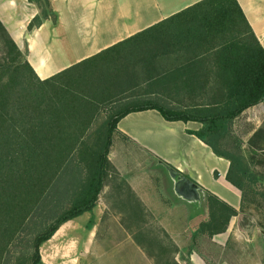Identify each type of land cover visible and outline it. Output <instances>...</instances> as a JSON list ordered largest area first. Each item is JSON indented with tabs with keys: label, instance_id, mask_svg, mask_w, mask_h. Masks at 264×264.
Segmentation results:
<instances>
[{
	"label": "trees",
	"instance_id": "1",
	"mask_svg": "<svg viewBox=\"0 0 264 264\" xmlns=\"http://www.w3.org/2000/svg\"><path fill=\"white\" fill-rule=\"evenodd\" d=\"M51 1L28 0L38 10L28 32L57 23ZM263 102L264 50L237 0H202L46 80L0 22V264H43L41 247L92 212L116 173L109 155L120 120L151 110L166 122L200 124L187 134L229 162L225 180L240 192L239 211L204 190L203 212L190 213L193 244L224 234L247 206L264 209V127L246 142L234 129ZM113 190L126 220L139 223L143 206L132 190L123 182ZM134 240L153 264H180L176 255L192 264V253L208 263L194 247L157 254Z\"/></svg>",
	"mask_w": 264,
	"mask_h": 264
},
{
	"label": "crops",
	"instance_id": "2",
	"mask_svg": "<svg viewBox=\"0 0 264 264\" xmlns=\"http://www.w3.org/2000/svg\"><path fill=\"white\" fill-rule=\"evenodd\" d=\"M200 1L52 0L57 23L47 21L37 30L28 32L27 26L37 15V8L28 0H0V22L19 50L27 53V61L36 76L46 80ZM237 2L264 50V0ZM117 129L118 136H125L124 139L147 154L148 164L160 161L236 211L240 208V192L225 180L229 162L216 157L204 143L187 134L199 131L200 124L166 122L158 112L151 110L129 114L120 120ZM214 172L218 174L217 180L213 178ZM126 181L140 203L151 212L155 207L151 195L137 190L130 180ZM119 198L120 208L126 214L124 197ZM98 202L92 212L84 214L88 219L83 225L86 233L81 232L69 241L62 237L64 228L77 218L63 225L42 246L43 252L52 253L49 260L54 259L55 264H153L129 234L122 233L117 240L110 238L109 233L97 236L99 228L125 231L135 227V223L126 218L120 219L121 222L116 220L113 225L107 223L111 221L101 222L104 213H111V204L101 197ZM163 223L162 228H170L169 222ZM41 260L45 264L44 257ZM190 261L205 264L197 255H192Z\"/></svg>",
	"mask_w": 264,
	"mask_h": 264
},
{
	"label": "rangeland",
	"instance_id": "3",
	"mask_svg": "<svg viewBox=\"0 0 264 264\" xmlns=\"http://www.w3.org/2000/svg\"><path fill=\"white\" fill-rule=\"evenodd\" d=\"M110 112V109L101 112L95 123V128L102 126ZM261 125L264 127V102L242 114L235 123V134L243 142H246L251 133ZM109 158L119 169L113 166L116 173L111 176L108 186L100 195L102 199L106 202L108 200V203L111 204L109 208L111 213H104L101 222L111 221L107 223L113 225L116 220L121 222L120 219L126 218L122 207L120 208V194L118 191L114 192L113 186L123 182L130 188L127 179L132 182L137 190L151 195L155 207H152L150 212L142 205L143 209H138L141 211L139 216L142 220L135 223V227L125 231L99 228L96 232L97 236H102V233H105L106 236L109 233L110 238L117 240L122 236V233L129 234L133 240L135 237L150 251L157 254L161 248L173 250L176 248L179 253L186 254L191 247H194L197 253H201L207 259L208 263L199 256L205 264H264V209H258L251 205L247 206L244 212H240L237 217L231 220L224 234L211 240L199 238L197 243L193 244L190 210L185 204L178 203L172 198L164 169L156 166V164H148L146 153L142 152L132 142L118 135L113 137ZM258 170L264 173V167ZM120 173L125 177H122ZM73 180L76 183L78 177H74ZM68 188L69 184L65 183L61 193L64 199ZM123 191H125L124 188ZM132 193L134 194L133 191ZM87 220V217L83 215L74 223L68 224L64 228L66 230H64L62 237L69 241L71 237H77L81 232L86 233L83 230V225ZM163 220L165 224L169 222L170 228H162ZM57 237L59 234L55 238ZM134 242L136 243L135 240ZM51 254L43 252L41 247L40 256L44 257L45 264H55L54 259L49 260ZM192 255L197 254L192 253ZM176 259L180 264H185L179 260L178 255H176Z\"/></svg>",
	"mask_w": 264,
	"mask_h": 264
},
{
	"label": "water",
	"instance_id": "4",
	"mask_svg": "<svg viewBox=\"0 0 264 264\" xmlns=\"http://www.w3.org/2000/svg\"><path fill=\"white\" fill-rule=\"evenodd\" d=\"M155 164L164 169L172 198L178 203L185 204L190 212L202 213L205 203L204 190L162 162L158 161Z\"/></svg>",
	"mask_w": 264,
	"mask_h": 264
}]
</instances>
